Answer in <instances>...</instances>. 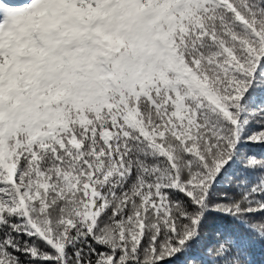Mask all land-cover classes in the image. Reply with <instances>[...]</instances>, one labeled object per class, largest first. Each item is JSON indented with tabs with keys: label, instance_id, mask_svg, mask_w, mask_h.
Masks as SVG:
<instances>
[{
	"label": "snow or ice",
	"instance_id": "snow-or-ice-1",
	"mask_svg": "<svg viewBox=\"0 0 264 264\" xmlns=\"http://www.w3.org/2000/svg\"><path fill=\"white\" fill-rule=\"evenodd\" d=\"M0 264H264V0H0Z\"/></svg>",
	"mask_w": 264,
	"mask_h": 264
},
{
	"label": "trees",
	"instance_id": "trees-1",
	"mask_svg": "<svg viewBox=\"0 0 264 264\" xmlns=\"http://www.w3.org/2000/svg\"><path fill=\"white\" fill-rule=\"evenodd\" d=\"M260 256H261V254H260L259 250H257L256 258H257V259H260Z\"/></svg>",
	"mask_w": 264,
	"mask_h": 264
}]
</instances>
